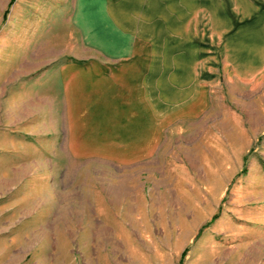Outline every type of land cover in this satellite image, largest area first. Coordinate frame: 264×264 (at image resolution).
<instances>
[{
    "label": "rangeland",
    "instance_id": "rangeland-1",
    "mask_svg": "<svg viewBox=\"0 0 264 264\" xmlns=\"http://www.w3.org/2000/svg\"><path fill=\"white\" fill-rule=\"evenodd\" d=\"M10 11L0 12V264H264V70L248 77L212 56L198 16L192 41L160 37L177 67L145 68L148 89L195 63L193 83L162 84L177 109L138 140L132 83L121 106L94 84L79 94L84 132L72 147L61 67L116 62L18 50L4 37ZM248 21L231 17L227 37Z\"/></svg>",
    "mask_w": 264,
    "mask_h": 264
},
{
    "label": "crops",
    "instance_id": "crops-1",
    "mask_svg": "<svg viewBox=\"0 0 264 264\" xmlns=\"http://www.w3.org/2000/svg\"><path fill=\"white\" fill-rule=\"evenodd\" d=\"M9 3L10 0H0L3 20L7 18V10H11L4 37L18 50L57 45L47 50L100 52L116 62L106 71L93 62H74L61 67L59 74L72 147L82 145L78 139L84 132L77 128V106L87 103L79 101V94L85 93L86 98L94 84L98 91L102 89L103 98L109 95L121 106L126 100H123L124 92L119 90L124 82L132 83L131 98L135 106L130 133L138 140L146 127L158 128L160 119L177 109L176 97L163 95L162 84L193 83L195 63H183L180 68L185 71L173 69L166 76L161 73L154 87L148 89L145 68L177 67L170 44V59H162L160 37L178 35L181 41H192L198 16L203 19L202 34L215 45L211 47L215 52L212 56L221 55L226 67L248 69V77L264 70V0H16L7 9ZM231 17L249 21L238 24L234 34L227 37ZM176 20H181V25ZM218 42L221 44L216 47ZM129 54L131 59L123 60ZM184 73L189 79L178 80ZM182 107L190 109L186 102ZM2 148L6 149L0 144Z\"/></svg>",
    "mask_w": 264,
    "mask_h": 264
}]
</instances>
